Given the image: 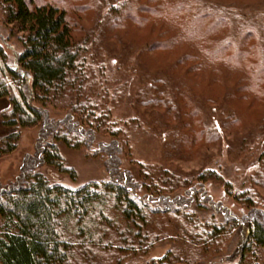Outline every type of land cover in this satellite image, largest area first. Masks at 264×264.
<instances>
[{
  "label": "trees",
  "instance_id": "trees-1",
  "mask_svg": "<svg viewBox=\"0 0 264 264\" xmlns=\"http://www.w3.org/2000/svg\"><path fill=\"white\" fill-rule=\"evenodd\" d=\"M116 8H109L115 15L110 27L126 20L161 31L164 41L149 43L150 33L146 52L177 53L178 41L190 46L175 64L154 67L165 86L154 78L146 98L137 92L136 105L154 112L151 128L140 117L119 124L111 115L108 104L117 108L126 86L102 80L99 57L85 48L88 40L74 37L69 0H0V99L9 103L0 121L14 130L0 138V157L17 150L23 131H37L34 151L23 157L19 174L0 182V264H145L163 240L179 242L180 254L168 250L151 264L229 261L238 243L242 257L264 250V207H257L256 191L232 192L224 182L246 210L237 216L222 213L205 191L209 180L219 179L207 166L211 153L229 142L226 133L236 126L250 129L238 151L251 148L252 168L260 176L264 172V51L257 34L250 30L233 40L231 24L200 0H131ZM247 54L254 64L239 67ZM208 57L231 65L215 66ZM120 67L136 74L127 64ZM216 108L227 114L214 127L203 117ZM141 133L159 139L165 153L174 150L180 159L196 162L199 170L173 172L140 161L124 166L131 136ZM60 145L103 158L107 177L74 188L51 180L42 169L76 180ZM249 182L264 185L259 175Z\"/></svg>",
  "mask_w": 264,
  "mask_h": 264
},
{
  "label": "rangeland",
  "instance_id": "rangeland-1",
  "mask_svg": "<svg viewBox=\"0 0 264 264\" xmlns=\"http://www.w3.org/2000/svg\"><path fill=\"white\" fill-rule=\"evenodd\" d=\"M130 1L131 0H69V10H71L70 14L72 15L76 27L74 30L75 39L81 41L87 39L88 43L85 47L86 50L92 51L99 57V61L97 62V64H101L99 70L104 71L102 80L109 82V80L115 79L123 82L126 86V89L123 91L125 95L122 97L120 105L114 109L108 104L111 115H113L114 119L119 121V124L123 123L125 120H132L140 117V121H143L145 125L151 128L152 125L148 122L151 123L150 119L152 118L150 114L154 112L150 108L136 105V102L139 100L137 99V92L139 90L143 91L141 96L146 98L148 96L147 92L149 87H151L149 82L154 78H159L157 85H162L165 78L160 79L162 75H159V72L155 71L156 69L154 67L156 64H175L179 58L185 55L186 51H189L190 46L186 45L184 41H178L174 45V49L179 48L181 50L177 53L173 50H152L146 52L144 50L147 45L145 40L149 37L150 33L151 38L149 43L164 41L158 36V33L161 32L159 29L156 28L154 30L149 24L138 27L126 20L125 22L118 23L116 26L117 28L110 27V18L115 15H110L109 8H116L117 3H127ZM200 1L206 10H210L219 15V17H223L231 24L230 37L233 40H238V37L242 33L253 30L257 34L260 46L264 51V0H226L224 2L216 0ZM202 21L205 22L207 20L204 21L202 19ZM220 32L222 33V31ZM210 42L211 37L207 39V44L209 45ZM9 43H11V41ZM81 46H85L84 42ZM8 53L11 61L10 51ZM140 53H142L141 56H139ZM208 58L213 60L215 66L222 67L224 64L226 67H229L231 65L220 59ZM253 59V56L247 54L245 59L242 60V64L238 63V65L240 64L239 67L242 68L247 65H252L254 64ZM211 63L212 61L209 62V65ZM122 64H127V67L131 70H135L136 74H128L127 71H124V69L120 67ZM212 68H214V66L211 64L210 69ZM94 69V65H91L90 71L95 72ZM220 71L225 72V69ZM206 75L212 78L208 72H206ZM96 78L100 79L98 76H96L95 79ZM166 82L167 81H165V83ZM162 86H165V84ZM0 100H2L4 104L1 110L6 109L9 106L8 100ZM202 110L207 112L204 107ZM210 112H212V114L203 117L208 121L207 124L212 123L214 127L218 125L221 126L227 112L223 108H216V110L213 109ZM246 121L247 120H245V122ZM216 122L218 123L217 125L215 124ZM246 124H248V122ZM0 130L1 132L10 130L9 133L5 132L6 135L1 134L0 138L14 131L11 128L3 127L1 121ZM247 130H250L249 126L242 128L236 126L232 131L227 132L226 135H229V142L215 149L211 153L214 155V158L208 161L207 164L209 169L212 168L213 171H217L219 179L209 180V183L205 186L206 194L209 195L215 205H221L223 207L222 213L229 212L231 215L236 216L241 215L242 212L244 213L246 210L242 207L241 203H237L231 195H228L224 187V182L230 183L228 188L231 191L236 189L241 190V193L249 194L251 192L252 194L255 190L258 198L257 207H264V185H256L249 182L252 175H259L264 182V172H262L260 176V174L255 172V168H252L251 164L255 163V159L248 158V156H251V148H247L245 145V149L239 151L237 149L242 135ZM36 132L37 131L34 129L23 131L17 150L10 155L0 157V182L12 181L19 174V166L23 157L26 154H32L34 151ZM221 134H223V132ZM102 136H104L102 138L107 139L105 135ZM129 142L130 145L125 150L124 166H128L127 164H129V161H140L147 164L156 163L173 172L180 170L187 173L197 171L200 168H198L196 162L191 163L182 160L183 158L180 159V156L175 153L174 150L165 153L162 148L163 144L160 143L159 139L150 134L141 133L137 136H131ZM58 149L66 164L75 171L76 180L71 181L68 176L59 174L53 169H42L41 171L51 180L60 182L67 187L74 188L91 181H101L107 177L103 158L92 157L89 151L87 152L83 149L72 150L62 145H60ZM235 149L238 152V156L235 153ZM245 179L249 181L243 183ZM217 217L222 219L220 215H217ZM174 241L163 240L162 242L156 243L146 257L144 263L151 264V261H157L171 249L176 252L174 256L180 254L177 252V248L180 244ZM240 249L241 245L238 243L235 250H233L234 256L229 261L228 259L222 261L220 260L221 258L219 259V257H216L217 260L215 262L208 260L210 262L207 264H264V250L255 248L251 250L252 253L245 254V256L242 257L240 255ZM184 252L188 254L190 249L186 248L183 250V253Z\"/></svg>",
  "mask_w": 264,
  "mask_h": 264
},
{
  "label": "crops",
  "instance_id": "crops-1",
  "mask_svg": "<svg viewBox=\"0 0 264 264\" xmlns=\"http://www.w3.org/2000/svg\"><path fill=\"white\" fill-rule=\"evenodd\" d=\"M0 105H1V106H0V112H1V111H2V110H1L2 107H4V104H3V101H2V100H0ZM5 132H6V131H4V132L2 131V132H1V130H0V135H1V134L4 135ZM9 132H10V130H8L6 133H9ZM5 135H6V134H5Z\"/></svg>",
  "mask_w": 264,
  "mask_h": 264
}]
</instances>
